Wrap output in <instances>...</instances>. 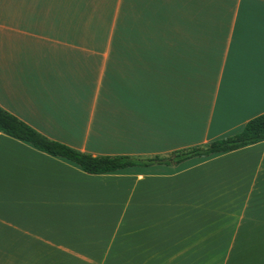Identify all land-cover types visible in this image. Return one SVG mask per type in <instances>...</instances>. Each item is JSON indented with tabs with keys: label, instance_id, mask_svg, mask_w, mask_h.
<instances>
[{
	"label": "crops",
	"instance_id": "crops-1",
	"mask_svg": "<svg viewBox=\"0 0 264 264\" xmlns=\"http://www.w3.org/2000/svg\"><path fill=\"white\" fill-rule=\"evenodd\" d=\"M0 108L93 157L232 137L264 0H0ZM0 264H264V142L92 175L0 132Z\"/></svg>",
	"mask_w": 264,
	"mask_h": 264
},
{
	"label": "trees",
	"instance_id": "trees-1",
	"mask_svg": "<svg viewBox=\"0 0 264 264\" xmlns=\"http://www.w3.org/2000/svg\"><path fill=\"white\" fill-rule=\"evenodd\" d=\"M0 132L9 137L25 141L47 155L66 159L87 174L100 175L135 166L177 165L190 158L228 153L264 142V114L248 121L242 130L232 137L213 141L203 146L180 150L166 158L159 156L146 159H136L128 156L93 157L45 138L2 108H0Z\"/></svg>",
	"mask_w": 264,
	"mask_h": 264
}]
</instances>
